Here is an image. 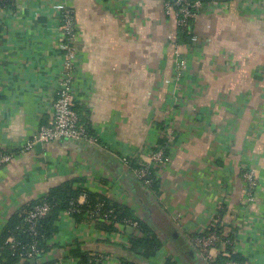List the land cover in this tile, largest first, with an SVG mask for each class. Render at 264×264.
Here are the masks:
<instances>
[{
  "label": "crops",
  "instance_id": "0c3cea01",
  "mask_svg": "<svg viewBox=\"0 0 264 264\" xmlns=\"http://www.w3.org/2000/svg\"><path fill=\"white\" fill-rule=\"evenodd\" d=\"M166 1L67 0L79 30L74 108L98 140H54L26 151L22 145L47 121L63 66L57 14L51 0H19L0 12V151L15 152L0 168V233L51 186L81 179L87 190L129 207L161 241L141 261L126 251V234H105L64 212L50 241L57 247L45 256L55 264H209L192 237L223 208L222 230L237 239L233 253L264 264V0H217L221 11L205 0L190 37L181 39ZM161 137L168 153L151 190L122 158L151 164ZM244 170L257 180L246 215ZM76 243L101 259L70 256Z\"/></svg>",
  "mask_w": 264,
  "mask_h": 264
},
{
  "label": "built area",
  "instance_id": "2783aa9c",
  "mask_svg": "<svg viewBox=\"0 0 264 264\" xmlns=\"http://www.w3.org/2000/svg\"><path fill=\"white\" fill-rule=\"evenodd\" d=\"M19 0H0V12L3 10H12ZM203 0H172L166 1L164 4L165 14L172 17L175 21L177 28H188L191 20L195 19L203 8ZM209 5L217 9L222 10L217 0H212ZM51 8L57 14L58 31L60 35V42L58 44L59 50L63 53L64 61L61 70V74L58 78V88L51 100L50 106L47 110V121L44 124L37 126L29 138L22 145L20 151L30 150L36 143H47L54 140H78L84 141L88 144H96L98 138L92 133H88L85 127L81 124L79 115L74 106L76 103V90L74 87V76L77 67L79 66L78 58V43H79V30L75 22L74 9L67 5V0H51ZM191 40L195 41L197 38L191 36ZM178 55V54H177ZM183 63L179 60L176 61V70L178 74L182 72ZM167 133L168 130H162ZM161 131V132H162ZM163 135V134H162ZM169 138V135L167 133ZM15 157V152L0 151V168L10 162ZM124 164H128L126 158H122ZM164 161L163 149L159 148L154 151L151 156V163L158 167ZM150 164H143L140 168L134 169V172L139 180L145 185H149L151 180L149 177ZM242 182L244 183V200L242 202L243 215L252 211V206L255 204V191L257 189V180L253 170H244L242 173ZM83 196V195H82ZM84 197V196H83ZM49 210L47 203L35 205L29 210L25 216V222L28 224V232L30 234L35 233L36 222L39 218L46 215ZM69 214V212H66ZM97 213H92L88 216V219L95 222L98 219ZM131 227H136V222L125 221ZM223 229V228H222ZM222 230L220 234L216 230L207 227L204 234H198L192 237V242L199 250L203 259L211 264L215 260L216 256L223 255L229 257V251L227 246L230 247L233 252L236 244V238L231 241L228 238L229 233H225ZM236 237L235 232H231ZM8 243L11 248H14L15 243L12 238L8 239ZM218 249L220 251H218ZM38 249L34 244H31L27 249V257H32L37 254ZM101 259L98 255L97 258L91 260ZM224 264H245L243 261L228 259Z\"/></svg>",
  "mask_w": 264,
  "mask_h": 264
},
{
  "label": "trees",
  "instance_id": "16d2710c",
  "mask_svg": "<svg viewBox=\"0 0 264 264\" xmlns=\"http://www.w3.org/2000/svg\"><path fill=\"white\" fill-rule=\"evenodd\" d=\"M205 0H203L204 2ZM190 29V24H189ZM188 28L179 29V39L190 37ZM188 34V35H187ZM82 124V123H81ZM88 133L92 134L90 127L83 125ZM162 129V128H161ZM167 139L161 137L157 140V145L154 147L163 149V157L168 153ZM133 168H140L142 165L131 160L128 162ZM155 165L151 163L148 167L149 179L151 180L148 187L151 190L158 188V180L156 178ZM243 172H240L242 175ZM81 179H69L61 181L56 185L51 186L46 193L43 194L38 200L31 201L23 208L13 213L6 221L3 230L0 233V264H55V261L45 259L46 254L50 253L54 245L50 244L55 232L57 231L56 221L64 212H69V215L76 223L85 220L92 213H97L98 219L95 220V227L105 234L110 233H123L128 236L129 248L126 249L135 259L148 261L161 247V241L157 235L149 228V226L141 221L134 212L127 206L114 203L100 193H94L81 186ZM84 196V202L78 203L80 196ZM47 203L49 210L45 216L39 218L36 222L35 233L28 232V224L25 222V216L29 210L35 205ZM225 217V209L223 208L215 216L208 227L217 231L218 234L222 232V219ZM136 222V227H131L125 221ZM128 228L132 232L128 233ZM231 235V234H230ZM228 236L232 241L233 237ZM14 240L15 246L11 248L8 239ZM34 244L38 249L37 254L32 257H27L28 247ZM229 251V257L217 256L218 262L224 264L228 259L239 260L238 255L231 252L229 246L226 247ZM70 256L78 258L81 262H91V258L87 253L80 248L76 243L69 251ZM222 257V258H220ZM34 262L31 263V260ZM121 264H139L128 258H124ZM166 264H171L166 262ZM211 264H217L216 260Z\"/></svg>",
  "mask_w": 264,
  "mask_h": 264
},
{
  "label": "water",
  "instance_id": "95a60500",
  "mask_svg": "<svg viewBox=\"0 0 264 264\" xmlns=\"http://www.w3.org/2000/svg\"><path fill=\"white\" fill-rule=\"evenodd\" d=\"M208 1H209V0H208ZM219 1H225V0H219ZM36 145H37V146H40L41 143H36ZM127 232H128V233L132 232V229H131V228H128ZM33 262H34V259L31 260V263H33Z\"/></svg>",
  "mask_w": 264,
  "mask_h": 264
}]
</instances>
